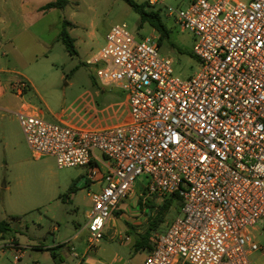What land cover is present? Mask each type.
<instances>
[{
	"label": "built area",
	"instance_id": "1",
	"mask_svg": "<svg viewBox=\"0 0 264 264\" xmlns=\"http://www.w3.org/2000/svg\"><path fill=\"white\" fill-rule=\"evenodd\" d=\"M185 1L175 13L195 41L193 77L174 76L156 32L137 41L124 24L111 27L86 61L102 85L127 94L129 122L90 131L16 116L34 158L52 157L58 169L85 167L86 181L97 185L82 230L85 252L99 245L113 211L145 176L147 195L176 194L182 202L179 216L150 237L145 264H249L251 253L264 254L253 236L257 225L264 229V0ZM12 89L27 87L16 80ZM6 250L21 259L14 241L0 244V257Z\"/></svg>",
	"mask_w": 264,
	"mask_h": 264
},
{
	"label": "rangeland",
	"instance_id": "2",
	"mask_svg": "<svg viewBox=\"0 0 264 264\" xmlns=\"http://www.w3.org/2000/svg\"><path fill=\"white\" fill-rule=\"evenodd\" d=\"M132 1L138 5L146 3L147 12L159 14L168 31V38L158 47L159 54L172 61L174 76L184 81L193 77L199 70L197 60L191 55L195 41L180 29L175 13L186 7V1ZM63 20L73 25L66 30L74 41V55L55 39L54 30L60 29ZM123 24L137 41L155 36L153 27L148 22L142 23L140 15L122 0H68L62 10L47 13L32 25L33 41L18 40L14 49L8 47L4 66L14 81L25 82L27 89L23 100L32 104L47 122L90 131L124 124L131 119L127 94L116 87L102 85L95 77V68L86 65V61L104 47L110 28ZM153 40L157 44V39ZM1 126L7 128L11 138L7 147L0 138V221L10 223L6 238L12 237L18 242L22 256L14 263L13 252L6 250L0 257V264H78L80 259L71 257V250L82 259L87 237L82 229L92 208L89 194L97 190V185H79L81 177L87 175L85 167L58 169L52 157L34 158L19 126L0 121ZM96 155L103 163L111 164L97 151ZM146 185L145 176L136 179L129 196L118 204L122 216L111 215L104 238L91 248L87 258L101 264H145L146 247L136 246L149 227L151 212L145 215L148 220L141 234L124 221L134 219L129 209L133 199L138 203L142 198L143 202L159 206L167 198L147 195ZM138 206L141 208L143 204ZM179 211L172 203L161 224L149 232L148 242L154 234L164 232L179 216ZM76 234L79 237L73 239ZM253 236L257 245L264 249L261 225L256 226ZM58 245L56 257L36 249ZM248 261L249 264H264V254L261 251L251 253Z\"/></svg>",
	"mask_w": 264,
	"mask_h": 264
},
{
	"label": "crops",
	"instance_id": "3",
	"mask_svg": "<svg viewBox=\"0 0 264 264\" xmlns=\"http://www.w3.org/2000/svg\"><path fill=\"white\" fill-rule=\"evenodd\" d=\"M50 0H0V121L1 122H9L10 124L14 123L16 126H19V122L17 120L16 114L18 113H27V114H35L40 116L38 110L26 100H23V94H18L12 89V84L14 82V78L10 76V72L4 66V60L7 57V53L9 52L8 47L15 48V42L20 40L21 42L28 43L27 38L33 41L34 34L32 33V25L37 22L38 18L44 17L47 13L50 14L53 11H60L62 9H52L48 11H42L41 8L48 4ZM64 21V20H63ZM62 21V22H63ZM62 26V23H61ZM70 27H73L70 26ZM61 29V27H60ZM60 29L55 28V39L58 40V36L60 33ZM26 38V41L24 40ZM35 41V40H34ZM42 42L41 40H38ZM5 50V51H4ZM38 57V56H36ZM29 88L33 89V85L30 81H27ZM5 126L0 127V138L5 143L6 147L8 145V141L11 138V135L7 131ZM21 129V128H20ZM87 182V183H86ZM81 186L90 185L89 181H86L85 175L81 177V181L79 183ZM138 203L133 199L130 202V211L134 216V219L130 221V219H126L124 221L126 224L130 225L137 234H141V229L143 228L145 222L147 223L146 214L149 213V208H141L137 205ZM117 205L116 209L112 214L117 213L118 216H122V210ZM140 211H138V210ZM147 209V210H146ZM147 211V212H146ZM112 224L115 222L112 218ZM83 230V229H82ZM105 234V233H104ZM7 235H1L0 244H7L10 241H14L17 245L18 242ZM78 236L76 234L75 237ZM19 246V245H18ZM59 246V245H58ZM42 249H46L48 247L41 246ZM56 247V246H55ZM38 248V247H37ZM89 252H85L83 250L82 259L78 261V264H101L100 262L92 261V259L87 258ZM71 257H73L71 255ZM74 258V257H73ZM20 261V260H19ZM15 263V262H14ZM122 264H126L122 263Z\"/></svg>",
	"mask_w": 264,
	"mask_h": 264
},
{
	"label": "trees",
	"instance_id": "4",
	"mask_svg": "<svg viewBox=\"0 0 264 264\" xmlns=\"http://www.w3.org/2000/svg\"><path fill=\"white\" fill-rule=\"evenodd\" d=\"M122 1H124L127 5H129L133 9L134 12L140 15L142 23L148 22L153 27L155 32L158 34L157 45L158 47H160L161 42L168 38V31L166 27L161 23L159 14L157 12H147L146 6L148 4L146 3L138 5L132 0H122ZM67 4H68V0H53L49 2L48 4H46L45 6H43L41 10L48 11L52 9H63ZM68 26H72V24L64 20L62 22L58 40L63 44L65 50L70 55H74L75 54V49L73 45L74 41L71 39V37L69 36L66 30ZM191 55L193 56L192 53ZM70 191H73V188H70ZM166 197L167 198L164 199L161 205L159 206H155L154 203L149 202V201L143 202L144 200L142 198L139 199L138 204L140 206L143 204V206H146L147 208H149V210L153 212L154 216L152 217V219H150L149 227L147 231L142 235L141 241L136 246L137 248H145L148 246L149 232L155 230V228L161 224L163 218L165 217L166 213L170 209L172 203H175L179 209L182 206V202L176 194H171ZM10 229H11V226L9 222L0 221V234L2 236L6 235L10 231ZM58 248H60V246H56L53 248H46V249H42V247H38L36 249L41 250V251L42 250L48 251L51 253L52 257H56L55 250Z\"/></svg>",
	"mask_w": 264,
	"mask_h": 264
}]
</instances>
